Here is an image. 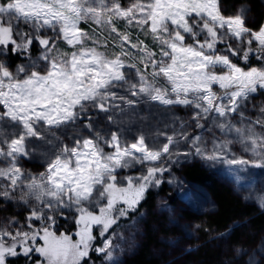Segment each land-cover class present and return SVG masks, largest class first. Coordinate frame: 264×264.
<instances>
[{
	"label": "snow or ice",
	"instance_id": "1",
	"mask_svg": "<svg viewBox=\"0 0 264 264\" xmlns=\"http://www.w3.org/2000/svg\"><path fill=\"white\" fill-rule=\"evenodd\" d=\"M247 14L220 0H0V264H114V226L180 157L264 169V23ZM154 112L171 133L146 130Z\"/></svg>",
	"mask_w": 264,
	"mask_h": 264
},
{
	"label": "rangeland",
	"instance_id": "2",
	"mask_svg": "<svg viewBox=\"0 0 264 264\" xmlns=\"http://www.w3.org/2000/svg\"><path fill=\"white\" fill-rule=\"evenodd\" d=\"M221 1V10L225 16L235 15L241 8H246L248 9L246 22L250 28L256 29L264 23V0H256L257 11L253 10V4L249 1L240 5L236 3L222 5ZM82 27L90 30L87 25ZM253 103H264V95L258 94ZM249 108L251 109V105ZM139 110L145 112L146 106L141 105ZM175 113L181 118L186 116L182 108H176ZM251 115L255 116V112H251ZM169 119L166 114L154 112L146 130H153L158 126L162 131L171 133V127L164 128V123ZM141 126L142 122L132 123L129 125L131 131L126 135L133 137ZM189 131L193 135L196 134L191 128ZM180 149L188 150L183 143ZM191 165L204 171L213 184L212 182L201 184L186 179L183 172ZM26 167L33 172L43 170L42 162L39 160L26 162ZM127 174L136 175L139 174V170L132 169ZM169 180L172 183H169ZM214 188L218 191L227 189L230 196L236 198L243 207H249L252 214L264 217V209L259 206L258 199L264 195V169L229 171L222 164H212L199 157H180L179 162L172 164L170 170L164 174L161 185L149 189L147 193L151 194L150 199L147 200L146 194L137 210L128 217L121 218L118 225L114 226L113 243L116 245L114 264H131V260L141 251V253L145 251L146 258L156 260L166 258L175 264H182L185 254L196 253L208 236L210 237L207 250L213 253L221 250L223 264H249L250 257H254L256 261L260 258L258 264H264V227L255 229L248 218L242 219L245 215L226 230L219 232L205 230L204 217L214 214L218 209L212 193ZM14 211L20 209L9 208L7 214L10 215ZM59 231L73 233L75 225L70 221L61 220L58 224ZM234 233L240 241L231 245ZM230 250L231 256L228 254ZM227 255L230 257L227 258ZM92 257L93 260L88 264H105L102 257L96 256L95 253H92ZM15 264H25L24 258H18Z\"/></svg>",
	"mask_w": 264,
	"mask_h": 264
},
{
	"label": "trees",
	"instance_id": "3",
	"mask_svg": "<svg viewBox=\"0 0 264 264\" xmlns=\"http://www.w3.org/2000/svg\"><path fill=\"white\" fill-rule=\"evenodd\" d=\"M249 1L253 4V10H258V4L256 0H222V5H233V4H243L244 2ZM184 176L186 179L201 183V184H209L211 181V178L200 168L197 166L191 165L189 167H186L184 172ZM213 184V182L211 183ZM164 186H162L163 188ZM161 188V189H162ZM212 193L215 198V202L217 204V211L212 215H207L204 217L205 224V230L211 232H219L226 230L227 228H230L234 222L239 221V218L241 216H244L242 219L248 218L249 222L253 225L255 229H262L264 227V217L263 215H255L252 214L249 207L242 206L241 203L234 197H231L229 192H227V189L225 191H218L212 189ZM147 200L150 199L151 194L147 193ZM236 232V231H233ZM209 237L208 236L204 240V245L200 247V249L194 253V254H185L184 262L182 264H189L191 262H195L197 264H223L222 262V251L219 250L216 253H213L211 251L207 250V247L209 246L207 243H209ZM240 241L239 237H237L234 233V238L232 239L231 245L235 244V242ZM233 249V248H232ZM144 251V250H143ZM142 252V251H141ZM137 254V256L131 260V264H175L172 261H169L168 259H160L156 260L153 258H146L145 251L143 253ZM232 250L229 251V255L231 256ZM230 256L227 255V258ZM260 260V258H257V262Z\"/></svg>",
	"mask_w": 264,
	"mask_h": 264
}]
</instances>
